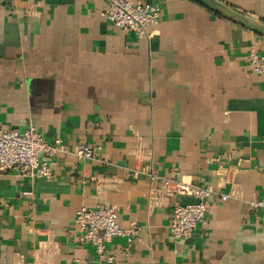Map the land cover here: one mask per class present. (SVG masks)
I'll use <instances>...</instances> for the list:
<instances>
[{
    "label": "crops",
    "instance_id": "1",
    "mask_svg": "<svg viewBox=\"0 0 264 264\" xmlns=\"http://www.w3.org/2000/svg\"><path fill=\"white\" fill-rule=\"evenodd\" d=\"M157 1L159 23L135 34L108 0H0V131L32 125L60 148L49 179L0 176V264H111L79 242L77 211L101 203L140 230L113 238L112 264H264L249 205L264 193V72L248 62L264 37L196 0ZM221 1L264 23V0ZM150 171L212 188L190 238L170 222L195 200L154 202Z\"/></svg>",
    "mask_w": 264,
    "mask_h": 264
},
{
    "label": "built area",
    "instance_id": "2",
    "mask_svg": "<svg viewBox=\"0 0 264 264\" xmlns=\"http://www.w3.org/2000/svg\"><path fill=\"white\" fill-rule=\"evenodd\" d=\"M105 17L118 28L143 34L148 28L159 23L161 6L157 0L144 3L134 0H108ZM248 62L255 73L264 72V55H260L255 47L249 50ZM59 151V147L48 143L32 125L23 134L16 129L2 130L0 131V176L13 170L23 176L49 179L52 177V170L48 160ZM42 153L47 160L41 161ZM75 153L81 159L94 158V150L86 145L79 146ZM147 174L150 180V196L154 202L159 203L167 197L184 196L195 200L190 203H176L170 222L174 239L190 238L208 211L209 198L213 194L212 188L194 182L176 180L154 171ZM227 198V195L222 196L223 200ZM249 205L255 211L264 210V193L261 198L250 201ZM76 223L80 230L79 242L91 244L98 257L111 264L115 258L110 253L108 245L113 238L126 236L129 242H133L140 231L136 224L123 228L118 222L115 207L106 203L82 206L77 211Z\"/></svg>",
    "mask_w": 264,
    "mask_h": 264
},
{
    "label": "water",
    "instance_id": "3",
    "mask_svg": "<svg viewBox=\"0 0 264 264\" xmlns=\"http://www.w3.org/2000/svg\"><path fill=\"white\" fill-rule=\"evenodd\" d=\"M205 7L213 10L214 12L222 15L223 17L240 24L241 26L253 31L264 37V23L256 20L246 14H243L221 0H196Z\"/></svg>",
    "mask_w": 264,
    "mask_h": 264
}]
</instances>
